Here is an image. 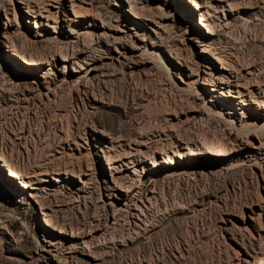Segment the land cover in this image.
<instances>
[{"label":"rangeland","instance_id":"1","mask_svg":"<svg viewBox=\"0 0 264 264\" xmlns=\"http://www.w3.org/2000/svg\"><path fill=\"white\" fill-rule=\"evenodd\" d=\"M27 1L34 8L31 14L26 4L0 0V152L7 159L0 156V264L263 263L264 216L257 212L264 210V155L240 150L239 141L255 136L264 141V98L253 91L264 88V0L233 2L240 15L229 20L228 32L213 47L235 70L240 87L253 89L255 103L241 111L237 104L233 116L205 102L210 90L198 84L206 75L198 69L209 71L212 59L199 52L204 42L191 36L200 13L186 0L192 12L161 4L169 14L163 38L141 41L127 33L126 42L141 44V50H129L121 62L109 58L111 50L95 70L77 57L79 49L94 50L102 18L108 25L126 19V6L114 4L122 0ZM73 18L80 21L71 23ZM152 39L158 43L155 50ZM10 48L33 60L47 58L49 65L23 71ZM179 139L192 150L201 145L235 150L224 163L179 160ZM133 150H139L148 167L154 158L177 159L156 174L151 171L158 167L142 173L139 164L138 194L154 181L156 199L142 217L147 229L138 234L123 212L114 221L107 219L110 206L103 202L113 199L99 185L103 170L108 171L105 156L125 161ZM115 164L125 167L120 160ZM57 167L69 169L61 174L63 184L51 182L50 194L38 199L19 196L20 187L6 176L19 168L26 175L48 170L51 177ZM86 167L91 180L78 193L74 174ZM45 219L55 231L44 225ZM53 241L62 242L61 250L50 245Z\"/></svg>","mask_w":264,"mask_h":264},{"label":"bare ground","instance_id":"2","mask_svg":"<svg viewBox=\"0 0 264 264\" xmlns=\"http://www.w3.org/2000/svg\"><path fill=\"white\" fill-rule=\"evenodd\" d=\"M17 1L24 4V5L26 4L25 11L28 14H31L30 12H34L33 6H30L27 0H17ZM154 1L157 2V5L155 7L150 6L151 5L150 0H122L121 4L114 3L115 5H118L120 7L126 6V8L124 9L128 12L125 15L126 19L125 20L122 19V21L117 22L116 24L108 25L107 21L104 20V18H102L101 28H100V30H96L95 39H94L95 40L94 50L90 49L89 47H88L89 49H86V48L84 50L79 49L78 53L80 55H78L77 57L81 58L82 62H84L86 64H90L91 70H95L94 68H96L95 67L96 63L101 61L103 59V56H105L104 54L110 53L111 50H112V52L110 53L111 56L109 58H111V60H117L118 62H121L122 59L126 58L129 50H132V51L133 50H139L141 47L140 46L141 44H137V43L135 44L134 43L133 45H131L128 42H126V39H127L126 34L127 33L134 32V34H132V35H134L138 40H141V41L148 40V37H150V38L153 37V38H156L158 40L161 37L163 38L162 35H163V33H165V31L167 29L165 22H166V18L168 17L169 14L165 13L164 8L161 6V4H165L166 9H169V10L176 9L175 5L177 6V4H178L182 7H184V9L187 12L188 11L192 12L189 9V5L187 6L185 4L184 0H154ZM205 1L207 2V0H205ZM205 1L202 0V1L198 2L196 0H186V2L190 3V7L192 6L194 9H196L200 13V17H199V20L197 22L198 24L196 23V25H198V27L192 26V29L193 28L194 29L192 30L193 34H191V36H195V38H196L195 41L204 42L201 44V48L199 49V52L201 55L208 56V58L210 57V59H212V63L209 64L210 65L209 71L202 69V68L198 69V70H200V72L206 74V75L201 77V79L198 81L199 82L198 84H200V87H202V89L204 88L205 91H207V89L210 90L209 94H207V95L205 94L206 95L205 102L207 104L210 103L212 106L215 107V109L220 108L223 110V111L218 110V113L224 112V113L228 114V116H233V115L237 114V111H236L237 107H235L237 104H238V106L240 105L239 109L241 111L243 105H248L250 107L251 102L255 103V101L252 100L253 98L251 99V97H252L251 91L253 89H255V90H253L254 93H256V94L260 93V95L263 96L262 98H264V88L262 89L261 86H259V87L256 86L250 90H248L247 88L243 89V87L241 88L239 83H238L237 73L231 67L230 63H228L227 60H224L225 58L224 59H223V57L221 58L220 56H218L213 51L214 44L219 40L221 33H223V31L227 29L228 25H230L229 20L231 18H234L235 16L240 15V11H238V10H236V8H234L235 5L233 2H237V0L236 1L233 0L232 2H231V0H216L215 4L214 3L209 4V3H206ZM260 2L262 3L263 1L260 0ZM262 5H260V6H262ZM237 6H238V3H237ZM39 8H41V7H39ZM39 8L37 9L38 12H39ZM43 10L48 12L47 10H49V9L46 10L44 8ZM156 11H159L162 14L158 15ZM38 12H37V14L39 15ZM219 13H222V17L219 15ZM45 14L44 15L41 14V15L47 19V15H45ZM74 15H75V17L81 16V15H78L75 13H74ZM76 21H80V20L78 18L77 19L73 18L71 23L76 22ZM46 22H47V20H46ZM46 22H45V24H46ZM46 25H48L50 27H55V26H52V24H46ZM71 29L72 30L70 31V33H73L74 29L73 28H71ZM53 30H55V29H53ZM141 31L144 32V35L142 34L141 37L137 36L136 32L138 33ZM227 32H225V33L227 34ZM40 33L41 32L36 33V36L40 35ZM146 36H148V37H146ZM53 37H55V36H53ZM221 41L219 40V42H221ZM13 42L14 41L12 40V43H11L12 46H14ZM156 42L157 41L153 40V39L150 41V45L152 48L157 46L158 43H156ZM30 43H31V41H30ZM99 47H102V50H100ZM10 49L12 50L11 54L14 57H16V59L18 58V60H20V62L22 63L21 66H23V69H22L23 71L31 72L34 70H39L41 67H43V65H46V64L49 65V62H48L49 60L47 58H46V60H33L29 56H28L29 58H27L24 54L19 52L16 48H10ZM154 50H155V48H154ZM61 51H59V52H61ZM217 52H221V51H217ZM62 53H64V52H62ZM65 53L67 54V51ZM178 55L179 54L177 53L176 56H178ZM61 59L65 60V58H61ZM177 59H178V57H177ZM213 60H214V63H213ZM73 62H76V61H73ZM177 63L180 64L181 66H184L187 69H189V67H188L189 65H187L186 62L177 61ZM192 70H193V68H192ZM35 73H37V72H35ZM218 102H220V103H218ZM261 102H263V101H261ZM240 116H242V115L240 114ZM102 134H103V132H102ZM19 139H21V138H19ZM239 142H240L239 143L240 150L244 149L246 151V153H248V154L250 153V154H259V155L262 154V155H264V141L261 140V138L255 136V137H252L251 139H249L247 141L241 139ZM177 146H178V148H181L183 150L176 155V157L179 158V160L180 159H182V160H184V159H186V160H188V159L189 160H198V161H203L204 163L206 162L207 164L221 163L224 160H226V158H227V160L231 159L232 153L235 150V149H233V147H231L229 149H224V150L211 149L207 145H201V147L192 150V149H189V146L188 147L185 146V144H183L182 140L180 141V139H179ZM185 149H189V150H185ZM138 153H139V150L138 151L137 150L131 151L130 154L128 156H126L127 160H125V161L121 160L120 158L115 159V158H113V156L111 157L110 155H108L106 153L107 155L106 156L104 155V156L106 158L105 164H106V167L108 168V171L105 172V170H103V172H102L103 179L99 182L100 188L103 189L104 191H107L108 194H110V196L108 195V198L109 197L111 198V196H112V199H113V200H108V202H103V204L106 207L108 205L110 206V209L108 208L107 209L108 212L106 213L107 219L114 221L116 215L118 213L120 214V212H123V213H125L124 215L126 216L127 221H129V225H130L131 229H133L137 234L140 233L142 230L147 229V224L145 221H143L142 217L150 210L151 205L154 204L153 202L156 199V187H155L154 181H153L152 185L149 188H147L146 192L143 193V195L138 194L139 191L136 188H139L140 184L142 185L141 180H140V176L137 173L139 164L141 166V172L142 173L143 172L146 173L150 168L158 167V168H156L157 171H155V169L151 171V172H153L152 174H156L157 172L160 171V169L165 168V164L169 165V164H175L177 162V159H175L171 156H167L166 159H162L161 161L154 158L152 161H150V167H148L147 165L144 164L145 159L143 157L139 158L140 156L138 155ZM172 154H174V153H172ZM0 156L3 157L4 160H7L6 157L1 152H0ZM7 156L9 157V154ZM135 157H137V158H135ZM222 157H225V158H222ZM3 158H2V160H3ZM10 159H11V155H10ZM117 160H120L122 162V165H124L125 167L124 168L120 167V169H118V165L115 164L117 162ZM136 160H137V163L135 162ZM3 164L6 166L9 165L8 162L3 163ZM33 164H34V162H33ZM35 165H37V164H35ZM35 167H37V166H35ZM18 169L19 168H17V170L12 169V168L9 169L8 173L6 174V176L8 177V180L10 181V183L14 182V183H16V185H18V187H20V191H18L19 196L26 197V198H29V197L30 198H36V199H38L42 195L50 194L49 185L51 182H58L60 185L63 184L62 183L63 177L61 176V174L67 173L69 170L68 168L66 169L65 167L63 168V170H61V168L57 167V168H54L50 171L55 176L48 177L49 176L48 170L44 171V172L43 171L37 172L36 170H32L31 172H29L30 173L29 175H26V174H24L25 173L24 171H22L24 173H21V171H18ZM27 170H28V168H27ZM169 171L170 170H167V173ZM47 174H48V176H47ZM74 175H75L76 180H78V182H80V185H78L76 187L78 190V193L80 191H84L86 186H87L86 184L88 183V181L91 180L90 168L86 167L85 169H79V174H74ZM169 175H171V174H169ZM125 178L130 179L131 181L137 180V184H135L134 187H133L134 184H132V186L125 185L124 184L125 182H123ZM10 187L12 189L15 188L13 186H10ZM5 188L6 187H3V189H5ZM109 191H112V193ZM114 198H118V199L116 200ZM42 199H43V197H42ZM36 202H38V201H36ZM40 212H41V210H40ZM41 213L43 214V212H41ZM260 214L264 216V210L262 208H261L260 212H257V215H259V217H260ZM43 215H45V213ZM118 216L119 215H117V217ZM50 219H52V218H50ZM51 224L52 223H50L49 220L45 219L44 225H46V227L47 226L50 227L52 230L55 231L56 230L55 225L53 227V225L51 226ZM257 225H259V224L257 223ZM103 227H104V225H103ZM263 228H264V226H263ZM58 229H60V228H58ZM56 233L61 234V233H63V231L57 230ZM80 239H81L80 242H82L83 244L86 245V242H87L86 239H84V238H80ZM49 243H50V245L57 247V249L60 247V250H61V246H62L61 243L62 242L53 241V242H49ZM70 247H72V246H70ZM74 247H75V245H74ZM51 249H53V248H51ZM71 252H72V250H71ZM92 258L95 260V257H92ZM261 264H264V262Z\"/></svg>","mask_w":264,"mask_h":264}]
</instances>
